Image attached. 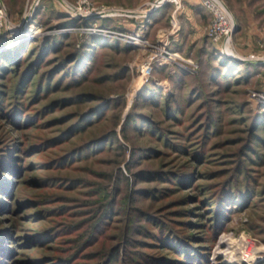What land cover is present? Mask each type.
<instances>
[{"label":"rangeland","instance_id":"374dc122","mask_svg":"<svg viewBox=\"0 0 264 264\" xmlns=\"http://www.w3.org/2000/svg\"><path fill=\"white\" fill-rule=\"evenodd\" d=\"M153 1L0 0V264H264V0Z\"/></svg>","mask_w":264,"mask_h":264},{"label":"built area","instance_id":"2783aa9c","mask_svg":"<svg viewBox=\"0 0 264 264\" xmlns=\"http://www.w3.org/2000/svg\"><path fill=\"white\" fill-rule=\"evenodd\" d=\"M166 3H171V4L174 3L175 4L174 11H175L179 8V5L181 4V0H154L153 2L145 3L144 9H154V8L156 9L165 5ZM199 4L202 8L206 9L211 14V20L208 24V35L210 37L211 42H213L225 55L249 63H255L260 60V57L256 56L254 53L246 55L245 57L239 56L236 53H234L232 34L236 28L235 20L233 14L227 8V6L224 4L222 0H199ZM105 10H106L105 7L103 9L101 7H97L98 13H103ZM110 10L118 11L116 9H110ZM172 19H173L172 21L173 23L171 26V30H166L164 32H161L159 34V37L157 38V41L153 43L154 46H151L152 49L154 48L153 55L155 56L159 55L160 56L159 58L162 59L161 61L164 62H167L169 60H174L176 56V52L171 53L167 48L168 40L173 36V32H175L174 31L175 18L173 17ZM7 23H8V19L6 18V11L4 5L0 3V30L5 28ZM124 36L125 39H127L126 41H129L132 44L140 45L142 42L144 44L146 43V41L140 38L139 34L128 33ZM147 62L148 63L145 66L146 69L149 68V64H150L148 60Z\"/></svg>","mask_w":264,"mask_h":264},{"label":"trees","instance_id":"16d2710c","mask_svg":"<svg viewBox=\"0 0 264 264\" xmlns=\"http://www.w3.org/2000/svg\"><path fill=\"white\" fill-rule=\"evenodd\" d=\"M111 42L115 43V42H118V41L113 40ZM117 44L119 45V43H117ZM120 46H122V45H120ZM221 65L223 67H226V64L224 62H222ZM0 68H1V65H0ZM130 119H131V117L129 116V119L126 120V123L124 124V126L122 128H125V127H127L129 125V120ZM115 136H116V132L113 129H111L109 132L103 134V138L104 139L106 138L105 139L106 141H113L114 142L115 140H118ZM118 148L121 149V145L118 144ZM0 168H3V167L0 165ZM119 171H120V174H122L120 169H119ZM229 199H230V197L227 198L225 201H228ZM107 256H108L109 261H113V262L116 261L117 260V250H116V248H112V249L108 250L107 251Z\"/></svg>","mask_w":264,"mask_h":264},{"label":"crops","instance_id":"0c3cea01","mask_svg":"<svg viewBox=\"0 0 264 264\" xmlns=\"http://www.w3.org/2000/svg\"><path fill=\"white\" fill-rule=\"evenodd\" d=\"M185 2L189 4L188 7L185 8V9H187L186 12H188L189 15H190V14H194V11L197 9L196 7L198 6V5H197V2L194 1V0H186ZM201 9H202L203 11H205V12L208 14L209 17H211V14L209 13V11H207V10L204 9V8H201ZM190 12H191V13H190ZM195 24H197V23H195Z\"/></svg>","mask_w":264,"mask_h":264},{"label":"bare ground","instance_id":"6f19581e","mask_svg":"<svg viewBox=\"0 0 264 264\" xmlns=\"http://www.w3.org/2000/svg\"><path fill=\"white\" fill-rule=\"evenodd\" d=\"M38 31H39V30H38ZM38 31H37V32H38ZM157 60H158V59H157ZM219 244H221V245H228L229 242L226 241V240H224V239H223V240L221 239L220 242H219ZM235 245H236V244H235ZM234 247H236V246H234ZM234 247H233V248H234ZM226 251H227V249H226ZM228 252L231 253V251H228ZM219 253H220V252H219ZM232 253H233V252H232ZM221 254H222V253H221ZM233 257H234V256H233Z\"/></svg>","mask_w":264,"mask_h":264}]
</instances>
